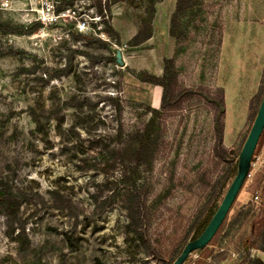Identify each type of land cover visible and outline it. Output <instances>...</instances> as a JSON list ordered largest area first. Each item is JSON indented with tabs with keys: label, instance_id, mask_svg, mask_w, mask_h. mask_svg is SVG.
<instances>
[{
	"label": "rangeland",
	"instance_id": "374dc122",
	"mask_svg": "<svg viewBox=\"0 0 264 264\" xmlns=\"http://www.w3.org/2000/svg\"><path fill=\"white\" fill-rule=\"evenodd\" d=\"M175 1L156 4L153 37L130 49V38L117 46L102 31L88 1L55 15L53 0H0V22L18 31L0 32V183L20 198L10 216L0 211V264H172L215 212L264 94V0H194L177 41ZM136 3L112 7L118 33L145 15L148 2ZM163 58L173 98L187 91L165 108L161 88L138 80L160 77ZM140 141L149 150L136 162ZM112 151L121 154L107 159ZM263 189L264 131L225 221L184 264L259 258Z\"/></svg>",
	"mask_w": 264,
	"mask_h": 264
},
{
	"label": "trees",
	"instance_id": "16d2710c",
	"mask_svg": "<svg viewBox=\"0 0 264 264\" xmlns=\"http://www.w3.org/2000/svg\"><path fill=\"white\" fill-rule=\"evenodd\" d=\"M80 1H88L90 2V6L94 8V17H97L100 24L102 25V31L114 41L117 46H121V38L119 33L113 28L111 24L112 19V7L119 3H128L130 5L137 6L138 3L136 1L142 2L143 0H53V12L55 15H59V13H64L65 11H71L74 5ZM148 2V7L145 8L144 14L138 17V21L136 23V33L127 41L126 46L130 49L137 48L150 38L153 35V27L152 23L156 13V4L162 2L163 0H146ZM194 5V0H176L174 10L170 16V26H169V35L173 37L177 41V22L179 16L184 14L187 10L192 9ZM40 23L34 22L32 24L33 28H38ZM0 32L4 34L9 33H18L15 29H13L10 25L4 24L0 22ZM31 32V31H30ZM82 36V35H79ZM86 37V36H83ZM102 44L106 45L104 41ZM88 55V53H84ZM163 71L160 77H157L153 74L142 72L138 78L140 82H144L150 85L159 86L161 88V96L160 102L163 108H165L172 100L178 99L179 96H182L186 90H183L182 93L176 95V98H173L172 91L173 89H177V77L176 72L173 68V60L169 58H163ZM46 72V71H45ZM44 72V73H45ZM48 74V71L46 72ZM49 78L51 77L48 74ZM222 92V91H221ZM222 99L220 100L219 106L222 104ZM264 131V130H263ZM222 133V125H219L218 135L220 136ZM120 136V135H119ZM263 141V133L259 138L257 147L255 149L252 162L257 155L261 143ZM149 147L147 143H143L140 141V145L138 149L133 153V159L136 162L142 160L144 156L148 153ZM121 154L119 151L109 152L107 155V159L117 158ZM107 163V160H106ZM93 165H87V168H91ZM237 169V157L230 168V176L234 177ZM264 191V189H263ZM262 200L264 204V194H262ZM19 196L15 195L7 184L0 183V211L4 210L7 216H10L14 213V210L18 207L19 204ZM264 206V205H263ZM128 218L130 219V226L134 227L137 231L140 228V211L138 206L137 199H132L130 205L127 207ZM13 212V213H12ZM262 216L259 218V221L255 227V238H259L262 229H264V210L261 211ZM213 215V214H212ZM209 212L205 215H201L200 218L195 222L193 226V232L191 239L194 240L197 238L203 229L208 224L211 216ZM136 237L141 244H145L144 237L142 233L136 232ZM71 245V240H69ZM256 248V242L253 241L249 249ZM260 250L264 253V246L260 248ZM96 264H99L98 262ZM243 264H264V262L260 258L250 259L249 255L247 259L243 262Z\"/></svg>",
	"mask_w": 264,
	"mask_h": 264
},
{
	"label": "water",
	"instance_id": "95a60500",
	"mask_svg": "<svg viewBox=\"0 0 264 264\" xmlns=\"http://www.w3.org/2000/svg\"><path fill=\"white\" fill-rule=\"evenodd\" d=\"M116 62L122 64L120 52L116 53ZM264 130V94L256 111L253 122L237 157V169L234 177L228 185L218 207L211 216L208 224L194 240L188 241L181 249L172 264H184L189 256L199 250H203L214 238L217 231L225 221L230 208L236 200L246 178L249 175L252 158L260 136Z\"/></svg>",
	"mask_w": 264,
	"mask_h": 264
},
{
	"label": "crops",
	"instance_id": "0c3cea01",
	"mask_svg": "<svg viewBox=\"0 0 264 264\" xmlns=\"http://www.w3.org/2000/svg\"><path fill=\"white\" fill-rule=\"evenodd\" d=\"M174 7H175V5H174ZM119 15V13H113V17H112V23L113 24H115L116 22V17ZM131 25H124L123 26V30L122 31H120V36H122V38L123 37H125L126 39H128V38H131L135 33H136V25L135 26H132V28H133V30L131 31V27H130ZM152 27H153V23H152ZM152 37H153V35H152ZM151 39V38H150ZM149 39V40H150ZM162 73V70H161V72L159 73L158 71H156L155 72V74H157V75H160ZM259 258L264 262V253L262 252V255L261 256H259Z\"/></svg>",
	"mask_w": 264,
	"mask_h": 264
},
{
	"label": "bare ground",
	"instance_id": "6f19581e",
	"mask_svg": "<svg viewBox=\"0 0 264 264\" xmlns=\"http://www.w3.org/2000/svg\"><path fill=\"white\" fill-rule=\"evenodd\" d=\"M114 12H115V11H114ZM161 15H162V14H161ZM157 64H158V67H157V68L155 67V70L158 71V72H160V71H161V68H160L161 66H160L159 63H157Z\"/></svg>",
	"mask_w": 264,
	"mask_h": 264
},
{
	"label": "flooded vegetation",
	"instance_id": "af4514ba",
	"mask_svg": "<svg viewBox=\"0 0 264 264\" xmlns=\"http://www.w3.org/2000/svg\"><path fill=\"white\" fill-rule=\"evenodd\" d=\"M190 240H192V239H190ZM180 253V252H179Z\"/></svg>",
	"mask_w": 264,
	"mask_h": 264
},
{
	"label": "built area",
	"instance_id": "2783aa9c",
	"mask_svg": "<svg viewBox=\"0 0 264 264\" xmlns=\"http://www.w3.org/2000/svg\"><path fill=\"white\" fill-rule=\"evenodd\" d=\"M251 166H252V164H251Z\"/></svg>",
	"mask_w": 264,
	"mask_h": 264
}]
</instances>
